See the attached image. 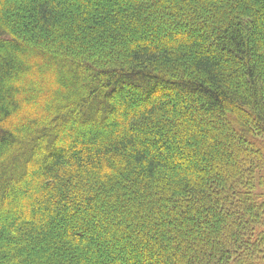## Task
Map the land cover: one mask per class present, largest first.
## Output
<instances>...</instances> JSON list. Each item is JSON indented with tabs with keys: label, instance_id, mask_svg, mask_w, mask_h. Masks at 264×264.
I'll return each instance as SVG.
<instances>
[{
	"label": "trees",
	"instance_id": "1",
	"mask_svg": "<svg viewBox=\"0 0 264 264\" xmlns=\"http://www.w3.org/2000/svg\"><path fill=\"white\" fill-rule=\"evenodd\" d=\"M262 135L264 0H0V264H264Z\"/></svg>",
	"mask_w": 264,
	"mask_h": 264
},
{
	"label": "rangeland",
	"instance_id": "2",
	"mask_svg": "<svg viewBox=\"0 0 264 264\" xmlns=\"http://www.w3.org/2000/svg\"><path fill=\"white\" fill-rule=\"evenodd\" d=\"M251 140L257 143V145H261L264 142V135H262L261 137L252 138ZM254 189H255L254 194L257 197H262V198L264 197V171L257 172Z\"/></svg>",
	"mask_w": 264,
	"mask_h": 264
}]
</instances>
